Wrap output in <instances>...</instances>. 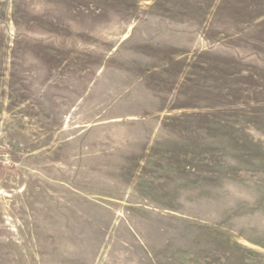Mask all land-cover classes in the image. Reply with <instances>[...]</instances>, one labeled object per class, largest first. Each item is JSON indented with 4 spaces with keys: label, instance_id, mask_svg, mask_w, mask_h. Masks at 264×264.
Returning <instances> with one entry per match:
<instances>
[{
    "label": "rangeland",
    "instance_id": "1",
    "mask_svg": "<svg viewBox=\"0 0 264 264\" xmlns=\"http://www.w3.org/2000/svg\"><path fill=\"white\" fill-rule=\"evenodd\" d=\"M0 264H264V0H0Z\"/></svg>",
    "mask_w": 264,
    "mask_h": 264
}]
</instances>
